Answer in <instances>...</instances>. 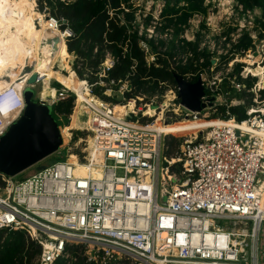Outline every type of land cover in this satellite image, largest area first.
Instances as JSON below:
<instances>
[{
	"label": "built area",
	"instance_id": "2783aa9c",
	"mask_svg": "<svg viewBox=\"0 0 264 264\" xmlns=\"http://www.w3.org/2000/svg\"><path fill=\"white\" fill-rule=\"evenodd\" d=\"M40 15L46 29L59 30L65 42L73 36L63 19ZM140 47L148 55L147 64L155 62L148 46L140 42ZM192 57V52L175 56L170 67L185 65ZM74 61L75 90L57 81L54 95L44 100L38 95L35 103L51 109L74 97L72 114L85 112L87 126L70 130L68 140L72 131L85 133L76 140L83 146L74 155L76 163L83 170H99L100 177L77 176V165L69 158L20 181L0 173V231L24 232L40 247L36 264H261L264 96L245 110L243 120H236L230 109L237 102H214L216 82L208 77L212 66L196 72L204 91L203 109L182 106L175 85L170 104L158 107L152 101L144 112L136 101L144 96L125 99L129 81L106 82L118 87L117 104L93 94L95 85L105 87L103 79L114 65L109 54L98 67L95 84L78 78ZM245 70L239 73L241 82L234 75L229 78L231 88L263 91L260 83L247 88L244 81L254 75ZM29 78L19 76L0 89V139L23 117L24 92L39 84V75L34 85ZM118 104L127 108L123 118L113 114ZM220 108L225 109L224 119L183 134L175 154H165L163 139L169 134L155 128L157 121L162 126L204 122Z\"/></svg>",
	"mask_w": 264,
	"mask_h": 264
},
{
	"label": "rangeland",
	"instance_id": "374dc122",
	"mask_svg": "<svg viewBox=\"0 0 264 264\" xmlns=\"http://www.w3.org/2000/svg\"><path fill=\"white\" fill-rule=\"evenodd\" d=\"M165 3L166 0H127V5L131 8L126 11L134 13L135 21L132 22V25L138 27L133 28V30H137L141 38L152 41L156 47V52L170 54L172 58L175 56L182 58L184 54H186V48L183 47L184 44H181L183 38L192 43H197L198 49H202V51L208 54V58L215 68L213 72L208 73V77L213 78L211 82H216V85L212 86L215 94H217L214 97L215 103L224 104V102H226L229 104L230 102H237L239 105L234 107H243L244 110H246L254 104V101L259 102L262 100L264 96L262 92H264V90L256 94L247 93L245 91L236 92L231 88L229 82V78H231L232 75L238 80V70L243 72V69L246 68L254 77L248 75L247 79L244 81L245 85L249 78H256L254 86L259 83L261 86L264 84L262 83L264 79V38L262 40L258 39L259 34L263 35L264 31H261L260 28H255L254 24L255 18L260 16L259 11L255 10L254 12L243 13L242 9L237 6L234 0H204L206 14H195L189 20L187 28H178V26L177 28L170 27L164 30L161 25H156L161 21L159 14ZM36 7V0H0L1 83L8 82L15 76H18L20 72H30L34 69V66H36L35 64L38 65V63L42 68L53 74L61 73L60 70L64 63L66 67L65 71L68 70L67 66L69 67V71L64 72V74L68 77L71 74V62H73V57L75 59V55L73 54L74 56H71V54L66 52V42L61 33L59 34L61 42L58 44V49L62 47L63 54L58 55L55 60H52L49 54L47 60L44 58L37 60L36 54L38 51L30 44V39L27 36L32 28L31 38L34 42H40L43 37V34H41V26L42 33L44 32L42 24L43 19L40 15L41 13L36 10ZM147 14H152L153 16V20L148 25L145 23ZM35 16L38 18L39 24L36 22L37 20H34ZM30 21H32L31 28L28 24ZM11 22H13V25H9ZM34 27L35 36L33 35ZM245 35L252 38L254 46L241 55L234 51L233 46ZM148 41H143V43L146 44ZM159 41L164 42V46H159ZM48 49L47 47V50ZM31 54H34V56L32 57ZM40 55H42V52H39V56ZM224 57L228 58L229 61L226 60L223 62L222 59ZM172 58L168 57L167 59L169 66L172 64ZM22 63H24L23 68L20 66ZM65 63H67V65ZM50 76L41 75V77H45L42 84L36 85L35 88L30 89L34 94L32 101L35 102L40 92V96L46 93L49 82H51L52 85L50 88H58L57 84L59 85L60 83L56 80L52 81L51 79L54 78ZM239 82H241V80ZM104 85L105 88L108 89L107 92L103 94L104 96L112 99L114 98L115 100L121 99V94L115 92L118 87L111 86L110 88L106 82H104ZM1 88L0 86V89ZM173 91L174 86L166 85L157 92L146 93L144 97H140V100L136 99L137 108L145 112L147 109L144 105H148L152 101L155 106L158 107L164 106V104H170L169 102L173 98ZM120 108L121 107H119V109ZM126 110L127 109L123 110V112ZM49 114L57 123L59 129L62 130L64 128L66 131V134H62L64 139H62L63 143L60 149L55 154L15 176L14 180L20 181L56 161L68 160V155H76V153L83 148V146L76 144V140L79 137H85V133L72 131V139L70 142L68 140V135L71 132H69L70 129L66 127L69 126L74 114H72L70 118L57 116L53 108H49ZM226 116V113L218 109L215 113H211L209 120H205L204 122L203 120L186 121L169 126H162L157 121L155 128H159V131L162 133L169 134L163 139V144L165 146V154L167 156H173L181 141L184 140L185 136H183V134L194 133L196 129L208 127L212 125L211 123H216L217 121L215 120L224 119ZM78 125L79 127L81 126V124ZM6 238L7 236L4 234L2 242ZM260 246L264 251V225L262 226L260 235ZM261 264H264V256L261 258Z\"/></svg>",
	"mask_w": 264,
	"mask_h": 264
},
{
	"label": "trees",
	"instance_id": "16d2710c",
	"mask_svg": "<svg viewBox=\"0 0 264 264\" xmlns=\"http://www.w3.org/2000/svg\"><path fill=\"white\" fill-rule=\"evenodd\" d=\"M234 1L238 7H241L243 13L258 10L260 16L254 20L255 28L264 31V0ZM36 3L37 10L40 13H46L59 21L63 19L72 31L73 36L66 41V52L75 55L74 68L78 78L87 80L90 84H95L97 82L95 74L98 67L105 60L106 55L109 54L114 59V65L107 72V78H104L103 81L114 80L115 83L129 81L131 90L125 94V99H135L139 96H145L149 92H157L166 85L175 86L177 76L182 77L187 82L194 83L198 77L197 71L202 72L204 69L212 67L208 54L205 51H197V43L188 42L184 38L181 42L184 44L183 47L186 48L185 53L192 52L193 57L188 59L185 65L179 64L170 67L167 59L168 57L172 58V55L156 52V47L152 41L141 38L137 30H133V28L138 27L132 25V22L135 21L134 13L126 11L131 8L127 5V0H36ZM195 14H206L204 0H166L159 14L161 21L156 26L161 25L164 30L170 27L177 28L178 26V28H187L189 20ZM34 20L36 21L38 18L35 16ZM152 20V14H147L145 17L146 25ZM28 24L31 28L32 21ZM42 24L44 32L42 33L40 24L41 34H43L40 42L32 40V28L27 36L30 39V44L38 51L36 54L37 60L40 58L46 59L45 56L48 54L51 55L52 60H55L61 48L58 49V44L61 42L60 32L51 31L47 34V27L44 22ZM9 25H13V22ZM263 38L264 34H259L258 39L262 40ZM143 41H148L146 45L155 57V62L150 63V65L147 64L148 55L140 47V42ZM159 46H164V42L159 41ZM253 46L252 38L245 35L234 44L233 49L237 53H245ZM39 52H42V55L39 56ZM31 55L34 56V54ZM201 59L203 60L202 63L199 62ZM226 60L229 61L226 57L222 59L223 62ZM23 64L20 65L21 68H23ZM35 65L32 75H51L50 77L61 84H66L64 73L53 74L42 68L39 63ZM132 67L134 69H131ZM239 72L240 70L237 74ZM22 75L27 76V73L20 72L18 76L11 80L13 81ZM188 75L194 76L187 79ZM71 79L72 85L76 88L78 82L74 75H71ZM255 82L256 78H249L246 81L247 88H252ZM7 83L9 81L6 83L0 82V86L3 88ZM57 86L60 87L58 84ZM105 90V87L95 85L92 92L106 102L117 104L118 100L103 95ZM73 102L74 97L72 95L66 100L58 102L53 108L55 115L70 118ZM220 110L225 113L224 108H220ZM230 114L235 116L238 121L245 118L243 107L231 108ZM69 161L75 162V156L69 155ZM4 234L7 238L2 242ZM39 253L40 247L32 242L24 232L0 231V264H36Z\"/></svg>",
	"mask_w": 264,
	"mask_h": 264
},
{
	"label": "water",
	"instance_id": "95a60500",
	"mask_svg": "<svg viewBox=\"0 0 264 264\" xmlns=\"http://www.w3.org/2000/svg\"><path fill=\"white\" fill-rule=\"evenodd\" d=\"M38 75L28 80L34 85ZM178 98L182 106L191 111L204 108L200 99L204 96L200 81L190 83L177 76ZM34 94L27 89L24 92L26 109L23 117L0 139V173L15 177L42 160L55 154L63 143L60 129L44 104L32 101Z\"/></svg>",
	"mask_w": 264,
	"mask_h": 264
},
{
	"label": "bare ground",
	"instance_id": "6f19581e",
	"mask_svg": "<svg viewBox=\"0 0 264 264\" xmlns=\"http://www.w3.org/2000/svg\"><path fill=\"white\" fill-rule=\"evenodd\" d=\"M5 1H8V0H5ZM38 24H39V22L38 21H36ZM43 22H44V20H43ZM44 24H45V22H44ZM46 26V25H45ZM34 29H35V27L33 28V35L35 36V33H34ZM53 31H59V30H53ZM51 31H48V33L47 34H49ZM60 32V31H59ZM62 34V33H61ZM64 37V36H63ZM61 54H63V48L61 47L60 49H59V51H58V55H61ZM48 55H46L45 56V58H46V60L48 59ZM2 59V57H1V53H0V60ZM66 65H67V63H65ZM67 68H68V70L67 71H69V67L67 66ZM66 70V67H65V65H64V63H63V65H62V69L60 70L62 73H64V72H67V71H65ZM32 73H33V70H31L30 72H28L27 73V75L30 77V75H32ZM69 73V72H68ZM67 74V73H66ZM38 75V74H37ZM71 75H73L72 73L70 74V76L68 77V76H66L65 77V79H66V84L64 85V86H66V87H68L69 89H72V90H75V87L72 85V79H71ZM39 78H40V81H39V84L38 85H41L42 84V81H43V79L45 78V77H41L40 76V74H39ZM52 81L53 80H55V79H51ZM50 80V81H51ZM12 80H9V82H11ZM57 81V80H56ZM50 83V82H49ZM262 83H264V79H263V82ZM36 87V86H35ZM40 94H41V92H40ZM39 94V95H40ZM54 95V90L52 89V88H50V86H49V84H48V86H47V89H46V93L45 94H43V95H41L40 96V98L42 99V100H44V99H47V98H49V96H53ZM79 96H80V98H84V96L82 95V94H79ZM119 107H121L120 109H119ZM130 108L132 109V108H134V104L133 103H131L130 104ZM125 109H127L124 105H116V106H114L113 107V114L117 117V118H123L125 115H126V112L127 111H125V112H123V110H125ZM148 113L149 114H153L151 111H148ZM87 116H86V113L85 112H83L82 110H80L79 112H78V116L77 117H75V116H73L72 118H71V122H70V124H69V126L68 127H66L67 129H70V130H72L73 128H80V129H84L86 126H87ZM78 124H81V126L79 127V125ZM157 128V127H156ZM157 130L159 131V128H157ZM62 134H66V131H65V129L63 128L62 130ZM160 132V131H159ZM74 163V162H73ZM75 163H76V161H75ZM76 165H77V170H76V175L77 176H79V177H88V178H99L100 177V174H101V172L99 171V170H97V169H88V170H83L81 167H80V165L78 164V163H76ZM263 188H262V191H263V198H264V185L262 186Z\"/></svg>",
	"mask_w": 264,
	"mask_h": 264
}]
</instances>
